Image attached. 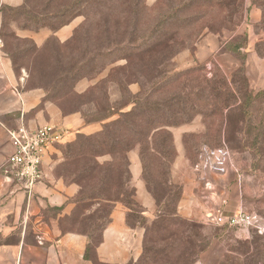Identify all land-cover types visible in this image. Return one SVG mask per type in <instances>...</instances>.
I'll return each mask as SVG.
<instances>
[{"label":"rangeland","instance_id":"rangeland-1","mask_svg":"<svg viewBox=\"0 0 264 264\" xmlns=\"http://www.w3.org/2000/svg\"><path fill=\"white\" fill-rule=\"evenodd\" d=\"M73 20L79 24L60 41L54 33ZM35 32L45 37L36 42ZM0 47L20 87L44 93L39 106L52 102L90 127L66 125L71 133L57 145L54 173L79 185L64 230L85 232L92 242L100 237L116 202L86 197L114 200L123 192L130 200L133 189L125 183L134 150L158 202L153 198L149 221L127 203L134 210L128 222L144 226L141 255L130 264H146L144 247L155 251L145 257L157 264H264V233L211 220L215 193L224 192L231 208L264 223V0L0 4ZM129 110L141 128L139 141L125 146L129 153L98 149L95 157L78 147ZM68 170L73 174L63 176Z\"/></svg>","mask_w":264,"mask_h":264},{"label":"crops","instance_id":"crops-1","mask_svg":"<svg viewBox=\"0 0 264 264\" xmlns=\"http://www.w3.org/2000/svg\"><path fill=\"white\" fill-rule=\"evenodd\" d=\"M24 0H0V4L19 6ZM257 16V6L249 4ZM78 20L60 27L54 35L67 40ZM35 41L45 37L44 32L30 35ZM20 78L6 52L0 47V264H130L141 255L144 226L129 223L128 216L133 207L149 221L155 210V202L142 178V168L136 151H131L130 173L134 187V203L129 205L116 202L110 219L103 227L100 242L95 246L93 255L86 257L88 236L73 230H64L62 219L69 216L75 207V197L79 185L67 182L54 173L60 161L58 146L51 148L43 161V177L31 193L17 185L4 181L1 167L12 147L8 130L18 126L36 128L46 123L64 124L84 132L90 127L83 124L77 113L63 115L52 102L39 106L44 93L41 89H22ZM92 130V129H90ZM179 134H174L176 138ZM178 151L179 150V147ZM209 162L200 161L198 165L208 167ZM212 168V163L209 165ZM214 195V193H213ZM212 199H214V196ZM222 195V196H221ZM219 199L212 207L217 210L223 200L228 198L215 193ZM238 208V207H236ZM184 215L189 210L180 209ZM211 211L203 218L209 220Z\"/></svg>","mask_w":264,"mask_h":264},{"label":"built area","instance_id":"built-area-1","mask_svg":"<svg viewBox=\"0 0 264 264\" xmlns=\"http://www.w3.org/2000/svg\"><path fill=\"white\" fill-rule=\"evenodd\" d=\"M71 131L64 124L46 123L34 129L23 125L8 130L12 151L1 167L4 181L31 193L43 177V161L48 151L63 142ZM221 227H252L264 233V223L256 215L231 208L227 200L211 218Z\"/></svg>","mask_w":264,"mask_h":264},{"label":"trees","instance_id":"trees-1","mask_svg":"<svg viewBox=\"0 0 264 264\" xmlns=\"http://www.w3.org/2000/svg\"><path fill=\"white\" fill-rule=\"evenodd\" d=\"M118 115H119L118 119L115 120L113 123L104 124L102 126V130L100 131L101 136L99 139H95V140H93L94 142H91L92 141L91 138H85L86 146L84 144H81V142L78 141V143H77L78 147L87 148V150L91 154H94L95 157L98 156V153H100V152H98V149H102V150L105 149L106 150L105 153H113V152L120 153L121 151L126 152V154L129 153V150L132 147L125 149V146L130 141H134V142L139 141L138 138L141 135V128H140V125L137 124V122H136V116L134 115L133 110H129V111H125V112L120 111L118 113ZM121 122H122V124H117V123H121ZM115 124L121 126V129L116 128ZM153 150L158 151V148L155 146V148H153ZM82 153H83L82 151H78L76 153V155L81 156ZM125 172H126V174L129 175L128 165H126ZM69 174L72 175L73 172H70L68 170V172H66L63 176H65V175L69 176ZM75 176L78 177L77 172L75 173ZM129 184L133 189L132 193L130 194V200L127 198V195L123 192H122V196H123L122 198H120V199L118 198V199H114V200L103 198V197L96 196V195H91V196H88L86 198H88L90 200H107L110 202L133 203L134 202V199H133L134 187L131 183L130 176L126 177L125 185H129ZM147 189L152 194L155 201L158 202V199L155 195V192L150 190L151 188H147ZM171 213H170V215L176 216V212H171ZM108 221H109V218L107 219V222ZM177 221H178V219H177ZM162 223H169V222L167 220H163ZM159 224L160 223H158V225ZM73 231H76V230H73ZM81 233H85V232H81ZM85 234L88 236V245L86 247V257H90L91 255H93L95 246L100 242L101 235L98 239H96L95 242H92L90 235L87 233H85ZM149 252H152L153 254L155 253L154 250L152 251V249H147L146 247H144V251H143V254L140 258L141 259L140 262H146V264H148V263L157 264L154 260L152 262H150V259L145 257V255L148 254ZM149 257L152 258L153 256L150 255Z\"/></svg>","mask_w":264,"mask_h":264}]
</instances>
